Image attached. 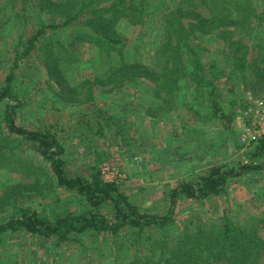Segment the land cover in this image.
Returning <instances> with one entry per match:
<instances>
[{
    "label": "trees",
    "instance_id": "16d2710c",
    "mask_svg": "<svg viewBox=\"0 0 264 264\" xmlns=\"http://www.w3.org/2000/svg\"><path fill=\"white\" fill-rule=\"evenodd\" d=\"M121 23L138 26L141 45L131 44ZM0 31L14 32L0 83V174L19 179L0 192V264L4 240L14 235L83 253L102 241L109 251L134 249L113 264H264V202L245 220L228 210L206 219L194 212L173 229L181 203L201 207L222 197L229 182L264 171V134L236 144L245 146L244 160H217L178 179L163 213L141 211L93 163L105 157L99 140L134 141V93L149 96L145 114L153 124L187 109L192 125L178 114L179 129L189 133L179 145L204 123L230 133L235 108L250 105L242 94L264 98V0H0ZM40 70L50 100L36 103L39 113L28 117L26 89ZM222 77L229 107L217 86ZM72 133L94 156L87 175L69 166L64 140ZM58 191L77 208L46 214L24 204L32 194Z\"/></svg>",
    "mask_w": 264,
    "mask_h": 264
},
{
    "label": "rangeland",
    "instance_id": "374dc122",
    "mask_svg": "<svg viewBox=\"0 0 264 264\" xmlns=\"http://www.w3.org/2000/svg\"><path fill=\"white\" fill-rule=\"evenodd\" d=\"M120 30L128 40L132 41L131 44L141 38L138 26L121 23ZM13 33V31H0V83L11 64L12 53L9 41ZM145 40L148 39L145 38ZM144 42L142 40V44ZM138 43L141 45V40ZM143 47L147 50L149 45L144 46L143 44ZM87 56L88 54L84 53V57ZM45 78L43 70L31 75V81L28 82L29 87L26 90L31 96L33 106L32 110L27 108L28 117L39 113L36 110L38 107L36 103L50 100L51 91L45 87ZM217 86L225 100L223 104L225 107H229L230 101L226 100L229 95V87L223 77ZM240 88L241 86L237 88V92ZM185 92L187 91H182L179 94L182 103L187 95ZM247 94L254 102L264 100V98H253L246 91L242 94L244 95L243 99L246 97V101ZM146 102H149V96L147 98L146 95L134 93L133 122L136 132L134 141L131 144H120V142L116 146L109 145L110 141L108 140L106 142L99 140L97 151L105 152V157L98 163L93 162L99 170L103 166L113 168L117 173V183L121 184L120 188L141 211L165 212L168 206L165 198L166 192L178 179L188 177L190 173L204 171L209 164L217 160L234 163L245 159L243 154L245 146L238 149L236 144H242V140L244 142L249 140V135L244 131V128L250 130L254 128V113L249 111V109L253 111V108H250L252 105L245 106L244 104L242 106L240 104V107L235 108L236 117L230 133H219L218 129L210 123H204L201 127L202 130L195 133L190 143L187 139L185 142L188 143L179 145V138L184 139L185 136L188 137L189 133L184 134L179 129L178 114L192 125L187 109L180 106V109L173 114L172 121L159 120L153 124V119L145 114ZM64 144L71 170L87 175L88 171L85 165L94 156L85 153V148L79 143L76 135L73 136V133L69 138H65ZM10 176V174H0V192L7 184L19 180L17 177L10 178ZM42 195L32 194L24 204L40 209L46 214H49L53 208L59 210L77 208L75 199L63 192L58 191L50 196L51 198H44ZM57 198L60 201L55 204L53 201ZM263 202L264 171L250 172L229 182L226 185V193L222 197L211 199L201 207L199 205L189 206L186 202L181 203L175 211L176 224L173 229H176L178 224H185L194 212L201 214L206 219L228 210L236 220H245L248 214L259 212ZM83 242L86 243V239ZM133 253L134 249L132 248L124 249L121 252L109 251L107 246L103 245V241L99 249L86 244L85 253L76 246H72L68 250L55 249L52 243L24 235H14L10 239L5 238L1 249V259L2 264H113L116 259L119 261L128 260Z\"/></svg>",
    "mask_w": 264,
    "mask_h": 264
},
{
    "label": "built area",
    "instance_id": "2783aa9c",
    "mask_svg": "<svg viewBox=\"0 0 264 264\" xmlns=\"http://www.w3.org/2000/svg\"><path fill=\"white\" fill-rule=\"evenodd\" d=\"M247 98L250 100V105H252L250 108H253V111L249 109L252 113H254V128L253 129H245L244 131L249 135V140L247 142H244L242 140V144L247 146L250 141H253L256 137L264 134V100H257L253 101L250 98V95L247 94ZM249 105V106H250ZM101 176L111 182H117V173L113 170L112 167L109 166H103L100 170Z\"/></svg>",
    "mask_w": 264,
    "mask_h": 264
}]
</instances>
